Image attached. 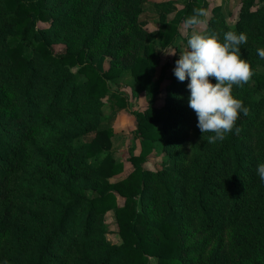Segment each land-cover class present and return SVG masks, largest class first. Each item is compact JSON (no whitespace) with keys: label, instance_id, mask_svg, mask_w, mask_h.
Segmentation results:
<instances>
[{"label":"trees","instance_id":"16d2710c","mask_svg":"<svg viewBox=\"0 0 264 264\" xmlns=\"http://www.w3.org/2000/svg\"><path fill=\"white\" fill-rule=\"evenodd\" d=\"M96 2L0 0V264H264V182L257 175L264 163V59L257 54L264 0H242L233 19L202 18V31L221 39L246 33L242 58L256 69L233 89L249 109L236 122L241 131L214 144L197 127L190 81L175 77V64L167 89L153 84L160 54L139 36L149 0H105L94 9ZM203 4L186 0L182 20ZM159 31L161 49L175 44L178 26L163 23ZM61 41L76 49L56 52L52 45ZM97 59L110 68L101 71ZM122 81L133 98L146 92L150 104L133 112L141 152L120 178L115 131L92 119L101 117L105 99L127 105L128 96L111 87ZM157 150L170 166L146 169ZM111 211L118 245L105 237Z\"/></svg>","mask_w":264,"mask_h":264},{"label":"clouds","instance_id":"9594fccd","mask_svg":"<svg viewBox=\"0 0 264 264\" xmlns=\"http://www.w3.org/2000/svg\"><path fill=\"white\" fill-rule=\"evenodd\" d=\"M207 16V9L200 7L185 19V29L190 32L186 47L179 51L174 75L180 82L190 81L189 107L196 113L197 127L203 137L205 133L212 134L207 143L214 144L233 131L236 134L241 131L236 122L241 113L248 115L249 109L233 95V89L249 83L256 69L242 58L241 45L247 43V34L228 31L221 39L215 33H205L200 26L206 22L202 18ZM162 51L166 56L177 54L175 49ZM257 54L264 59V48L257 49ZM257 175L264 182V163L257 165Z\"/></svg>","mask_w":264,"mask_h":264},{"label":"rangeland","instance_id":"374dc122","mask_svg":"<svg viewBox=\"0 0 264 264\" xmlns=\"http://www.w3.org/2000/svg\"><path fill=\"white\" fill-rule=\"evenodd\" d=\"M105 0H97L94 4V9L98 8V4ZM204 8L208 11V16L216 13H222L225 16L232 15V19L238 16L242 6V0H204ZM186 11V0H149V4L143 14L140 15L139 23L141 25V32L139 36L143 37L149 44H153L157 47L161 58V65L157 68L153 74V84L159 85L161 90H165L170 84V75L173 72V66L179 59V51L186 47L189 29H185L183 15ZM163 23H170L178 26L179 33L175 44L164 49H175L177 54L175 56L165 55L161 49V41L159 37V26ZM41 25V24H40ZM206 27L205 24L200 26L201 30ZM56 52H61L66 49L75 50V45L69 46V43L61 41L52 45ZM136 53L127 55L124 59V64L129 66L133 62V58ZM128 57V58H127ZM96 64L101 71H107L111 62L105 59H97ZM167 65L165 80L160 83L159 78L162 74L164 66ZM260 73H264V67L260 66ZM76 71V70H74ZM111 87L118 92L121 96H128L127 105L124 108H120L114 102L107 99L104 100L101 117H95L93 122H100L102 125L111 126L115 135L113 141V154L117 162H122L125 165V172L120 175L124 177L131 173L134 169L130 158L135 155H139L141 152V138L137 133V120L134 111H144L150 104L148 95L146 92H142L138 98L132 97V90L126 85L125 81L118 84H111ZM117 112V113H116ZM95 133H91L88 136L82 137L74 144L81 146L89 141ZM171 159L164 152L160 150L155 151L147 159V163L144 164L146 169L155 170L159 168L169 167ZM119 205L124 204V198L118 196ZM105 224V237L107 241L112 244L118 245L121 243L120 236L118 234V226L114 217V213L108 212L104 216ZM151 264H157L153 259Z\"/></svg>","mask_w":264,"mask_h":264}]
</instances>
